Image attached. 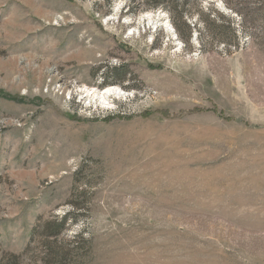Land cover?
Instances as JSON below:
<instances>
[{
  "label": "rangeland",
  "instance_id": "rangeland-1",
  "mask_svg": "<svg viewBox=\"0 0 264 264\" xmlns=\"http://www.w3.org/2000/svg\"><path fill=\"white\" fill-rule=\"evenodd\" d=\"M131 1L0 0V264H264V0Z\"/></svg>",
  "mask_w": 264,
  "mask_h": 264
},
{
  "label": "trees",
  "instance_id": "trees-1",
  "mask_svg": "<svg viewBox=\"0 0 264 264\" xmlns=\"http://www.w3.org/2000/svg\"><path fill=\"white\" fill-rule=\"evenodd\" d=\"M129 2H130L129 4V8H130L132 1L129 0ZM184 23L188 31H191L193 29L194 26H191V24H189L188 22H184ZM71 216L72 213L67 212L61 218L56 217V219L53 222L49 223V225L47 226L48 229L47 238H51V237L57 238V236H59L61 232L65 229L66 224L69 222ZM48 243L52 244L50 240L48 241ZM47 249H48V252L46 254L47 261H49L50 264H61L62 263L61 261H64L65 259H68L70 256H72V252L77 248L75 247V249L72 250H70V248H64L65 252L62 254V256H60L59 254H54L51 245H48ZM61 258H63L64 260H62Z\"/></svg>",
  "mask_w": 264,
  "mask_h": 264
},
{
  "label": "bare ground",
  "instance_id": "bare-ground-1",
  "mask_svg": "<svg viewBox=\"0 0 264 264\" xmlns=\"http://www.w3.org/2000/svg\"><path fill=\"white\" fill-rule=\"evenodd\" d=\"M108 91H110V90H107L106 93H107Z\"/></svg>",
  "mask_w": 264,
  "mask_h": 264
}]
</instances>
